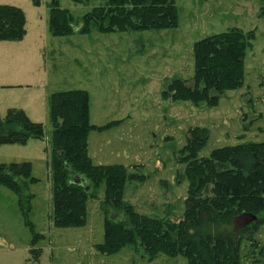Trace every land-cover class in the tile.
<instances>
[{
  "label": "rangeland",
  "instance_id": "374dc122",
  "mask_svg": "<svg viewBox=\"0 0 264 264\" xmlns=\"http://www.w3.org/2000/svg\"><path fill=\"white\" fill-rule=\"evenodd\" d=\"M51 1L0 0V5L22 11L26 31L20 41H0V116L7 109H21L44 129L42 141L0 146V164L30 163L37 180L29 187L33 198L26 218L14 192L0 184V264H187L184 258L164 255L148 262L141 250L132 247L112 256L99 254L96 247L104 240V185L96 198L87 200L82 227L53 226L48 99L55 92L86 91L91 125L120 121L89 134L92 163L121 165L143 175V183L125 185L123 201L139 215L177 223L188 186L179 177L185 168L179 163L180 151L191 129L209 133L199 157L225 146L264 143V1L175 0L176 29L109 34L93 30L88 35L76 31L69 37L50 34ZM104 2L62 0L59 7L72 14L80 29L79 20ZM231 29L254 34L244 59L242 87L227 92L212 107L164 99L162 92L172 79L191 85L194 43ZM109 215L119 217L112 211ZM34 234L40 236L35 245ZM254 240L258 245L242 242L241 264H264V224Z\"/></svg>",
  "mask_w": 264,
  "mask_h": 264
},
{
  "label": "trees",
  "instance_id": "16d2710c",
  "mask_svg": "<svg viewBox=\"0 0 264 264\" xmlns=\"http://www.w3.org/2000/svg\"><path fill=\"white\" fill-rule=\"evenodd\" d=\"M60 1L52 0L50 4L48 27L53 37H69L76 31L88 35L93 30L101 34L160 32L179 25L175 0H105L102 6L93 8L79 20L78 29V21L68 10L59 7ZM71 1L87 4L90 0ZM25 32L22 11L0 5V41H20ZM253 39L252 32L231 29L194 43L191 85L182 79H172L166 83L162 97L172 102L216 106L224 94L242 87L244 59ZM48 111L52 126L55 228L82 227L87 200L96 198L97 190L104 185L101 203L105 215L104 240L96 247L101 255L112 256L132 247L141 250L148 262L164 255L171 259L184 258L187 264H241L242 242L258 245L254 234L264 224V143L225 146L212 150L208 157H199L209 133L204 128L191 129L180 151L179 163L185 168L179 177L188 186L183 216L176 223L139 215L123 201L125 185L143 183V175L131 173L121 165L92 163L88 155L89 134L110 129L120 121L102 127L91 125L90 98L86 91L52 93ZM43 139V126L32 122L23 110L10 108L0 116V146L25 145L29 140ZM74 176L84 182L73 184ZM36 182L30 163L0 164V184L17 196L25 218L33 198L29 187ZM109 211L119 217L111 219ZM247 217L254 220L237 227V222ZM39 237L34 234L33 245ZM32 254L38 255L36 250Z\"/></svg>",
  "mask_w": 264,
  "mask_h": 264
},
{
  "label": "water",
  "instance_id": "95a60500",
  "mask_svg": "<svg viewBox=\"0 0 264 264\" xmlns=\"http://www.w3.org/2000/svg\"><path fill=\"white\" fill-rule=\"evenodd\" d=\"M84 182V180L79 177V176H74V178L72 179V183L75 185H80ZM111 219H115L114 216H110ZM249 218V219H248ZM251 220H254V217H247V219L244 221L243 225H247L250 223Z\"/></svg>",
  "mask_w": 264,
  "mask_h": 264
}]
</instances>
